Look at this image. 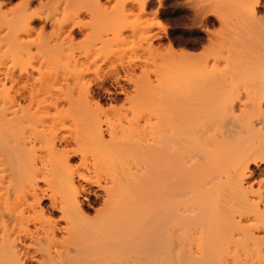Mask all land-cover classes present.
I'll use <instances>...</instances> for the list:
<instances>
[{"label":"rangeland","instance_id":"obj_1","mask_svg":"<svg viewBox=\"0 0 264 264\" xmlns=\"http://www.w3.org/2000/svg\"><path fill=\"white\" fill-rule=\"evenodd\" d=\"M145 1L0 0V117L4 116L12 122H16V118H22L24 121L35 120L32 125L29 124L32 127L28 126L29 122H24L26 125H22L23 128L8 127L7 134L0 138L6 137L8 141H14L17 136L19 138L21 136L23 140L25 137L29 138L30 135H34L33 127L35 128L40 121L44 125H38L37 128L45 126L48 130L47 126L51 127L48 131L45 127L42 128L46 132L40 133L37 139L33 136L35 140L40 137L37 143L35 141L33 143L34 139L31 136L28 141L31 140L30 144L35 146L31 148V145H27L29 142L25 143L28 150L23 149L25 152L21 157L15 151L8 150V166L13 170L20 168L19 171L22 170L20 174L25 175L26 182L28 178L38 177L39 185L46 190L47 196L56 193L54 197L59 206L64 203L61 196L66 190L65 186H69L70 181L74 182L81 191L80 201L84 214L92 220L101 214L106 205L107 195L104 187L101 189L100 186L110 185L109 174L113 176L114 173V178L119 176L120 179L118 177L114 179L116 181L119 179V182L120 180L130 182L128 178L131 175L127 173L135 172L132 177L134 174L138 176V173H143L144 168L140 162L147 169L144 172L148 175L154 171L157 162L163 164L160 152L157 153L160 145L152 148L150 145L152 135H149V139L144 138L148 136L147 134L153 133L148 128L151 126L152 129L156 122L159 127L157 124L155 126L161 129L155 132L161 131L160 133L167 135V132L171 131L170 135L174 134L173 139L177 136L174 131L179 130L180 126L182 129L178 134L183 132L187 135L179 136L193 137L188 138L190 141L195 137L207 135L229 140V144L227 142L229 149L224 156L219 157L216 152L217 157L221 159L217 160L219 166L223 162L221 165L231 167L240 162L245 155L250 156L252 153L255 158L264 157V105H261L260 99V89L264 82V0H149L146 6L142 7V2ZM25 13L34 18L35 21L31 25L21 19L23 15L26 16ZM9 75L14 77V80H9ZM97 84H101L100 87ZM106 91L117 95H114L116 97L110 95L114 98L110 99ZM89 92L94 97L90 108ZM94 102H99L102 110H98ZM55 105L62 111L57 112L54 109ZM166 116L171 117V120L166 119ZM87 118L90 120L101 118L104 129L110 124L109 127L112 126L111 129L117 131L114 130L117 139L123 137V140H126L124 135L128 134L127 140L124 142L118 140L116 144L115 139L110 142L111 134L105 131V141L101 146H106L105 142L108 141V150H103L99 145L97 147L102 149L98 151L95 149L96 146L92 148L95 143L89 142L93 139L90 137L89 139L86 137L90 146L81 145L85 138L83 136V142L80 138L78 140L80 144L77 140L74 141L77 144L60 143L64 139L70 140L73 134L72 137L77 139L78 134L75 133L73 123ZM163 118L164 122L169 124L164 123ZM148 122L149 125L153 123V126H147ZM53 124H57L56 128ZM132 126L136 128L138 126L137 132L133 130L135 134H141L146 129L150 132L142 133L144 136L138 134V139L136 135L130 137L133 140L131 142L128 132L135 129ZM139 127L144 128L142 132ZM70 128L71 130L74 128V132H71ZM116 128L118 130L123 128L122 131L127 132L123 135V132ZM127 128H130L129 131ZM139 138L148 141L138 142ZM195 140L196 138L193 141ZM136 141L140 146L134 145ZM226 141L222 144L218 140V143L224 147ZM190 143L187 142V145ZM78 144L81 146L78 147ZM109 144L111 146H108ZM141 144H144V150ZM195 144L197 143H191V148L186 146L187 150L185 148L186 151H181L185 152L184 156L189 153L186 158L192 152H194L192 158L199 152V143ZM53 145L59 152H53ZM169 146L175 145L171 143ZM136 148H139V151ZM167 149L169 151L167 157H171L170 161H165L167 165L164 163L168 168L165 166L164 168L170 171L169 168L172 170L175 166L173 175H177L180 173L179 160L183 155L179 156L173 149L174 154L176 153V156H173L172 150ZM73 150L79 152L78 156L72 158L67 166L60 153H70ZM130 154H133V157ZM120 155H123V159ZM114 156H117L116 159ZM143 156L146 159H142ZM158 156L160 160L153 164L157 159L153 162L151 158ZM120 159L124 164L116 161ZM111 160L118 164L115 162L112 164ZM193 161L187 164L188 167ZM246 161L247 159L243 160ZM168 163H172L173 167H169ZM139 166H142V171ZM185 167L187 168L186 164ZM160 168L157 167L159 171L155 170L162 173L164 168L163 171ZM220 168H217L216 172L222 171ZM121 169L126 172L130 170V173L122 172L129 177L122 176ZM138 169L140 171L136 173ZM157 172L153 175L160 177L161 174ZM147 174L146 178L145 174L138 177L141 178L142 175L144 179L141 180L146 181ZM247 174L244 186L248 188L249 197L254 201L264 198V164H252ZM206 175L194 176L192 183L200 184ZM46 176L52 182L49 186L43 181ZM24 179L22 182H25ZM4 186L7 187L6 184ZM24 186H21L22 190L16 188L17 192L14 190L17 185H13L9 191L4 187L6 195L9 192L7 202H4L5 194L4 199L1 197L4 188L2 193L0 191L2 198L0 211L6 218L15 211V207H18L16 209L18 211L19 205L25 203L28 198L27 194L19 193L23 191ZM48 198L41 203L45 219L65 226L62 212L53 210ZM21 206L20 210H23V204ZM260 209L263 212L262 220H256L253 216L252 221L250 220L254 226L253 231H261L263 242L259 245L261 249L259 256L253 255L248 261L243 256L239 257L236 264H264L263 204L260 205ZM68 215L70 216V211ZM63 234L59 232L60 240L65 235ZM150 261L146 264H154ZM234 263L229 257L219 260V264Z\"/></svg>","mask_w":264,"mask_h":264},{"label":"bare ground","instance_id":"obj_2","mask_svg":"<svg viewBox=\"0 0 264 264\" xmlns=\"http://www.w3.org/2000/svg\"><path fill=\"white\" fill-rule=\"evenodd\" d=\"M148 1L149 0L142 2V7L146 6V3ZM21 19L24 21V23L26 22L29 25H31L35 21L34 18H32V16L30 17L27 14L26 16L23 15ZM9 80H14V77L10 76ZM100 85L98 86L100 87ZM124 93L125 92H122V94ZM106 94L109 95L110 99H114L110 97V95L112 96L117 95L109 91H106ZM260 97H261L260 98L261 105H264V82L260 89ZM88 98L90 102L89 103V108H90V105L91 106L93 105L92 103L94 100V97L91 95V92L88 93ZM94 104L97 105L96 107L98 108V110H102V107L100 106L99 102L97 103L94 102ZM54 109L57 112L62 111V109L57 105L54 106ZM93 110L94 109H92V111ZM166 114L167 113H165V115ZM16 116H18L17 112H16ZM167 116H169V114ZM167 116L166 119L170 118L169 120H171L172 116L171 115H170L171 117H167ZM55 118L56 117H54V119ZM100 119L95 118L93 120H90L87 118V119H79L78 121H74L75 123L73 124L75 126L72 124V127L73 126L75 127V133H77L78 135L80 134V136L77 135L78 138L75 139L72 137L74 134L73 135L70 134L71 135L70 140L64 139L60 143H63L64 145H68L71 142H74L76 140L78 141L80 138L81 142H83L84 140L83 143L78 141L79 144L80 143L81 145L83 144L82 146H84V144L85 146H87L88 144H89L88 146H90L92 144L91 142L93 141V143L95 144L91 146L92 148L96 146L95 149L97 151L98 149L100 150L102 148L103 150L104 149L108 150L107 147L108 141L105 142L107 143L105 144L106 146L104 147L101 146L102 144H104L105 141L104 139L105 131L106 133L108 132L109 134H111V137H109V140L111 138L110 142H113L115 139L114 142L116 144L118 143L116 141L123 140L122 135H121L122 139H119L118 137L121 128L120 130L116 128L119 131L117 134L118 137L117 139L115 135L116 133H114L116 130L115 129H114L115 131L112 130L111 128L113 127L112 126L109 127L110 124L109 126L107 124V128L104 129V127L102 126L103 122ZM160 119H158L157 121H159ZM16 120H17L16 122H12L11 119H6L4 116L0 117V134H1L0 136L7 134L8 127L23 128L22 125H26L27 122H29L27 124L28 126H30L29 124L32 125L35 121V120L24 121V119L22 118H16ZM30 121L33 122L30 123ZM46 122L48 121L46 120ZM163 122H164V118H163ZM152 124L150 123V125ZM156 124L158 125L157 122ZM156 124L154 123L153 124L154 127L151 129V126L149 125L148 122L147 126H150L148 130L150 129V131L153 132L152 134H147L148 136H144V134H146L148 131L147 129L144 130L145 131L144 132L143 131L144 128L142 129L141 127H139L141 129V132L143 131L142 133L144 134L142 133L135 134L133 133V130L136 129L138 130V126L137 128L136 126L135 127L132 126V128L135 129L129 128L130 132H128L129 133L128 138L130 137L133 138L132 136L136 135L135 137L138 139L137 135L139 134V135H143L144 138L149 139L150 138L149 135H152L150 138V141L152 140V143L148 142V146L149 143L152 146V148H157L156 146L160 145V147L158 146L157 149L159 151L156 152L157 153L160 152L159 156L160 159L162 157L161 161L163 160L162 161L163 164H161V162L159 163L157 162L160 160L159 156L155 158L152 157L151 159H153V162L155 161V159L157 160L154 163L153 162L150 163L155 164L157 162L155 165L157 164L163 165V166L157 165L158 168L160 167L164 168V166L168 168L166 166L167 165L166 162L170 161L169 159L171 156L167 157V154L169 153L167 148H170L172 150L173 156L174 155L176 156V153L174 154V151L176 150L177 154L179 153L178 154L179 156L183 155V157H180L181 159L179 160L180 167L178 166V170L180 168V173L178 171L179 174L173 175V173H175L174 170L175 166L173 167L172 163H171L172 165L168 163V165L170 164L169 167H173L172 170L169 168L170 171H168L166 168L164 169L162 168L164 170L163 171L160 168L163 171L162 173L157 172L159 170H157V167L154 165L153 168L154 171L157 170L156 172L159 173V175L161 174L160 177L157 175L160 178L159 179L158 177H156V174L153 175V173H156L154 171L151 172L152 174L150 173L149 175L147 174V172L145 173L144 171H147V169H145L143 163L139 161L144 168L143 170L142 166H139L140 170L141 169L143 170V171L141 170L143 173L140 174L142 175L145 174V176L143 175L145 178H146V174L148 175L146 181H142L144 177L142 178V175L141 178L138 177L140 175L138 173L140 171L139 169L136 172L138 173V176H135L134 174L132 177V174L135 172H133L132 174H128L127 172H129L130 170H128L127 172L122 170L125 168L123 165L121 171L120 170L119 171L121 172L122 176L125 175L122 172H126L127 175H131V177L128 178L130 179L129 180L130 182H126L123 179L122 182L121 180L119 182L120 179L119 176H117L119 178L117 179V181L114 180L117 178L116 176H115L116 178H114V173L113 176L111 174L108 175V177H110L109 181L111 182L116 181V183L110 182L109 183L110 185H107L106 187L100 186L101 189L103 187L105 188V189L103 188V190H105L106 192L105 195H107V198L105 197L106 205L104 206V210L100 212L101 214L98 213L99 216L95 217V218L98 217L99 218L98 219L94 218L95 220L94 219L92 220L91 218L89 219L84 214L82 204L80 201L81 191L76 187L74 182L70 181V185L65 186L66 187V190L64 189L65 192L63 191L62 193L61 191L62 193L61 197L64 203L59 206L56 198L54 197L56 193H53L51 196H47L45 193L46 190L44 191L43 188H41V186L39 185L40 181L38 182V177L28 178V182H26V180L24 179L25 175L24 176L21 175L22 170L19 171L20 168L18 170H16V168L15 170H13L8 166V157H9L8 150L15 151V153H17L21 157L22 153L25 152V151L23 152V149L28 150L27 149L28 144L31 145L30 146L31 148H34L33 146H35V144H30L31 140L28 141V139H30L31 136L32 138L33 136H36L37 139V136H40L39 135L40 133L45 134V132L51 128L49 125L47 126L48 130H46V127L44 126L46 130V131L44 130L45 131L44 132L42 129L44 127H42L41 129H39L40 127L37 128L38 125L39 126L44 125L40 121L39 124H36L35 128L33 127V130L37 132L36 133L37 135H35V132H33L34 135H30L29 138L25 137L24 140L23 138H21V136L20 138L17 136L18 139L16 137L17 140L15 139L14 141H8L6 137L4 139H2L1 137L0 138V152H1L0 153V181H1L0 191L1 193L3 192L2 189L5 187L4 186L5 184L7 186L5 187L7 191H9L13 185L15 186L17 185L15 189L13 188L16 192L18 189L22 190L21 186L25 185L23 187V191L22 192L19 191V193L25 195L27 194L26 196H28V198L26 199L25 203L22 202L24 209L20 210V208L22 207L21 206L22 204H20L18 211H16L18 207H15L14 208L15 211H13L10 215H8V218H6L4 214L0 211V264H27V263L29 264H33V263L34 264H94V263L146 264V262L150 260H151L150 262H152L155 256H156L154 258L155 261L152 262L154 264H185V263L219 264V260L224 257H229L230 259L232 258V260L235 262L234 264H236L238 262L237 260L239 259V257L241 258L242 256L245 257L246 261L252 259L253 255H256V257H258L259 252L261 251V249H259V245H261L263 239L262 236L260 235L261 231L258 232L253 231L254 226L250 222L252 221L251 220L252 216L256 220L257 219H259V221L260 219L262 220L263 212L260 209V205L263 204L264 207V198H259L260 200L258 199L255 201L251 199L248 195L249 193L247 190L248 188L244 186V183L248 178L247 170L250 169L252 164H256V163L264 164V157L255 158L252 153L250 156L249 154L245 155L240 162L238 161V163H236L231 167L226 168L225 166L226 164L221 165L223 163L222 161L221 164L219 163L220 164L219 166L217 165L218 164L217 160L218 159L221 160L219 157H222L226 154L227 149H229L228 148L229 140L226 141L223 138L226 141V144H224L225 148L223 147V145H220L218 143V140L220 143L222 142V144L225 143L223 139L222 141L219 138H217L218 136H214V137L213 135L212 137L211 135H207L209 137L194 136L196 140L198 139L197 141L195 140V142L193 141L195 138L193 140L191 139L192 141H190L189 139L193 137L189 138L188 136L186 138L183 136L185 139L189 138L188 140H185L183 137L179 136L181 133L178 134V131L179 130L181 131L182 129L180 126L179 128L177 127L179 129L177 131L175 130L176 128L172 129L175 130L174 132L177 134V136H179V137L176 136L177 138L174 137L175 139H173L172 136L173 133L170 135L171 131L167 132L168 133L167 135L166 133L163 132L160 133L161 131H159L160 134L156 133L155 131L158 132V130L161 129L158 128L159 125L158 127L155 126ZM56 125H54V128H56L55 127ZM116 127H118V125ZM156 127L157 129L153 130ZM167 127H169V125ZM167 127L165 129H167ZM71 128L70 131L74 132L73 131L74 128L73 130H71ZM38 129L40 132L37 131ZM129 129L127 128L128 131ZM109 130L111 131V133ZM122 130L121 132L124 131ZM150 131H148V133ZM125 133L123 132V135ZM183 134L187 135L186 133L182 132L181 135ZM127 135L128 134L124 135L126 140H127ZM82 136L85 137L83 138V140H82ZM86 137L87 139H89V137L90 139L92 138L93 139L89 141L86 139ZM135 137H134V141L136 140ZM39 138L38 140H35V138H33L34 139L33 143L34 141L37 143V141H39ZM131 138L130 141L133 142ZM215 138L217 139L216 140L217 143L215 141ZM85 139L87 143L85 142ZM141 139L142 138H139L140 141L139 140L137 141L141 142L142 141ZM126 140H123L122 142ZM170 140H172L171 141L172 145H175L172 146L173 148L169 146L171 143L167 145ZM137 141H136L137 144L136 143L134 144L136 146L139 145ZM147 141L143 140L142 142L144 143ZM186 141L188 143L191 142L192 144L197 143L195 145H198L199 143L200 145V149L198 145L199 152L195 153L194 155L195 157L193 158H192L193 156L192 154L194 152H192V150H191L192 154H190L191 158H189L190 155L187 158L185 157L189 153H187L185 156H184L185 152L182 153L183 151H186L187 147L191 145V143L190 145L189 144L187 145ZM183 142H186V144ZM25 143H27V145ZM74 143L77 144V142ZM79 144L78 147L81 146ZM110 144L108 146H111ZM181 144L182 145L185 144L184 147H182ZM97 145H99L102 148H98L99 146L97 147ZM191 146L189 148H191ZM52 148H53L52 149L53 152L55 153L59 152L58 148H55L54 145ZM139 148H136L137 151H139L138 150ZM152 148L151 150L154 151ZM185 148L186 150H184ZM144 149L145 147L143 148V150ZM216 152L218 153L219 157H217ZM78 153H79L78 151L73 150L70 151V153L62 152L60 153V156L63 158L65 165L69 166L68 163L72 160V158H76L78 156ZM119 153L122 154V152ZM157 153H155V156H157ZM132 155L131 157H133ZM116 157L114 156L115 159ZM144 157L145 156L141 158L143 159ZM175 158L176 157H174L173 159ZM244 159H247V161L243 162ZM192 160H194L193 164H190V166L188 167L189 165L188 163H192ZM116 161H121V163L123 162L122 164H124V161H122L121 159ZM128 161L129 163H131L130 159ZM114 162H112L111 160L112 164H114ZM164 163L166 165H164ZM122 164H120V166ZM185 164L187 168L185 167ZM221 166L222 167L224 166L225 168L224 167L222 168ZM150 167L153 166L150 165ZM193 168H195V170ZM217 168H220L219 170L222 171L216 172ZM132 170L133 169H131V171ZM190 173L192 175H190ZM196 175H206V177L202 182H200V184L196 185L192 183V180ZM176 176L177 178H175ZM111 177H113V179ZM125 177H129V176L125 175ZM22 179L25 180L26 184L25 182H22ZM128 179L126 178V180ZM43 181H45V183H48V186L52 184V182L48 180L47 176ZM26 185H27V189H26ZM5 188L1 197L3 199L4 197H6L5 198L6 201L4 202H7V196L9 195V192H7L8 194L6 195ZM50 188L52 187L50 186ZM54 192L56 191L54 190ZM46 197H49L47 200L51 201V208L53 210H60L62 212V220H64L65 226H61L59 223H54V221L50 219H45V214L41 210V203L43 200H46ZM69 211H70V216L68 215ZM59 232L60 234L61 232L65 234V235L63 234L64 236L62 237L61 240L59 238ZM187 246L188 249H186Z\"/></svg>","mask_w":264,"mask_h":264}]
</instances>
